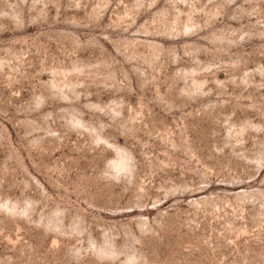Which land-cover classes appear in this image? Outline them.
Returning <instances> with one entry per match:
<instances>
[{
    "label": "rangeland",
    "instance_id": "374dc122",
    "mask_svg": "<svg viewBox=\"0 0 264 264\" xmlns=\"http://www.w3.org/2000/svg\"><path fill=\"white\" fill-rule=\"evenodd\" d=\"M0 264H264V0H0Z\"/></svg>",
    "mask_w": 264,
    "mask_h": 264
}]
</instances>
